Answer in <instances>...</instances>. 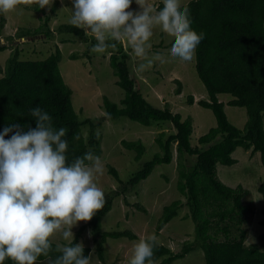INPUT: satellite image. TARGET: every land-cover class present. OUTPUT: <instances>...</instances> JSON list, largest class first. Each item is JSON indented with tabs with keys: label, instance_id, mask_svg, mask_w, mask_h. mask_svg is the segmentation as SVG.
Wrapping results in <instances>:
<instances>
[{
	"label": "trees",
	"instance_id": "1",
	"mask_svg": "<svg viewBox=\"0 0 264 264\" xmlns=\"http://www.w3.org/2000/svg\"><path fill=\"white\" fill-rule=\"evenodd\" d=\"M57 4L58 0H54V5ZM184 6L190 9L191 28L197 33H204V39L195 51L194 68L208 99L199 100L197 104L210 110L216 123L215 127L198 139L201 147L193 148L190 144L193 129L190 118L182 119L180 114L172 113L167 107L156 108L146 101L130 75L129 54L121 42L115 52H108L111 53L108 64L113 76L117 78L115 84L124 92V96L119 104L104 96L103 110L111 114V119L108 120L103 115L96 122L79 120L73 109L72 91L64 83L59 70V48L42 60L21 57L23 51L14 48L3 69L0 68V131L10 123H19L25 130L28 127L34 128L35 118L31 116V109L39 106L52 117L53 127L68 129L67 156L71 162L76 156L89 150L101 157L102 136L98 130L105 121L126 117L146 127L153 123L169 124L171 131L168 134L161 132L155 140L160 153L154 154L127 182L119 181L116 170L108 167V172L120 185L114 196L123 198L124 203L129 206L126 193L146 180L156 165L171 163L173 148L176 151L177 190L185 201L177 200L165 206L155 230L159 234L185 206L188 208L185 218H189L195 226V242H183L176 253L156 242L152 258L154 264H172L194 248L202 250L204 264H264V230L257 242L246 243V225L254 214L253 205L248 201L249 190L242 184L234 188L225 185L218 178L216 170L218 164L227 167L235 165L236 160L232 158V154L240 147L251 154H259L264 172V0H189L181 7ZM159 7L162 8L163 4H159ZM26 8L42 15L41 24L35 29H18L17 38L36 36L40 32H44L48 38L54 33H67L81 42L90 43L88 53L96 43L94 36L88 35L85 29L71 24L60 25L51 31L48 27L51 17L45 15V9H40L37 4ZM54 12L55 7L51 9V13ZM4 24L3 13H0V32ZM11 39L13 38H9ZM5 49V46H0V50ZM75 57L74 54L70 58ZM175 81L179 85L175 94L179 95L181 83ZM219 95L230 96L226 105L245 110L247 120L242 129L234 127L228 121L224 103L218 99ZM193 100L192 96H188L186 103L192 105ZM83 128L87 129L86 136ZM11 135L9 133L5 139ZM121 145L126 150L135 152V161H139L145 152L141 141H121ZM256 190L262 198V218L259 224L264 228V179L259 182ZM113 198H106L105 207L85 226L79 228L72 242L73 245L78 243L81 232L86 227L90 228L97 240V258L102 264L101 248L107 238H136L130 231L101 232V221L111 211ZM132 206L146 213L143 206L136 203ZM56 245L52 243L53 248ZM90 252V248L84 247V256H88ZM57 255L59 253H51L52 258ZM45 260L48 258L41 256L37 262ZM4 264L14 262L6 259Z\"/></svg>",
	"mask_w": 264,
	"mask_h": 264
},
{
	"label": "rangeland",
	"instance_id": "2",
	"mask_svg": "<svg viewBox=\"0 0 264 264\" xmlns=\"http://www.w3.org/2000/svg\"><path fill=\"white\" fill-rule=\"evenodd\" d=\"M189 0H181V6ZM149 3L159 6L162 0H148ZM30 4V6H33ZM29 5L21 4L16 11L3 13L5 24L0 32V46H5V50H0V68L3 69L6 59L10 56L14 48L23 51L21 57L39 60L47 58L54 53L56 48L60 49L61 60L59 70L64 83L72 91L71 101L73 109L78 115L79 120L89 119L93 122L103 117V97L106 96L110 101L119 104L123 98L124 92L115 84L117 78L113 76L112 70L108 64L109 53L98 54L87 52L90 43L81 42L73 35L52 34L48 38L44 32L17 38L18 29H35L41 24L40 16L32 10L27 9ZM55 7V12L51 9ZM71 0H58L57 5H52L51 9H45V15L50 16L48 27L51 31L60 25H69V19L72 14ZM132 10H138V6L133 2ZM42 18V17H41ZM89 35V31L85 30ZM9 38H13L9 40ZM66 40V41H65ZM173 38L163 33L159 27L154 29V34L150 39L152 48L149 52V58L155 54H161L164 62L154 60L150 69L144 72H137L135 69L144 61L135 57L130 46L121 42L125 51L129 54L130 75L136 82L146 101L156 107H167L172 113L180 114L182 119L190 118L192 122V134L190 144L193 148L201 147L198 139L205 135L210 128L215 127V118L208 109L198 106L199 100H207V92L203 84L198 79L195 68V56L191 62L181 61L179 58H172L169 55V49ZM110 51V50H109ZM75 58L71 59V55ZM1 77V74H0ZM175 80L181 83V93L175 94L179 87ZM188 96L193 97L194 103H186ZM218 99L224 103V112L228 121L236 128L242 129L246 123L247 116L243 108L231 107L226 105L230 100L228 95H219ZM84 135H87L86 128ZM171 126L168 124H151L146 127L139 123L130 121L126 117H120L114 121H105L98 132L102 136L101 160L105 167L102 176H98L96 183L105 194V199L114 197L112 209L102 219L100 230L102 233L114 231H130L136 236L135 240L128 238H107L102 245V261L104 264H128L131 255L133 242L138 241L148 235L155 234L157 243L162 244L172 250L173 253L179 252L181 244L185 241L195 242V226L189 219L188 208L183 207L178 214L165 227L156 234V224L162 215L165 206L174 201H185L177 190L178 174L176 170V151L173 148V160L169 164L156 165L151 175L137 186L130 189L125 197L129 202L127 206L123 198L115 197L114 193L119 190L120 185L113 175L108 172V167L116 170L119 181L125 183L129 178L139 171L143 164L150 161L154 154L160 153V148L156 144L161 132L169 133ZM121 141L134 142L141 141L145 147V152L139 161L134 160L135 152L126 150ZM232 158L236 164L227 167L217 165V176L225 185L234 188L238 184L249 190L248 201L254 208V214L249 218L246 225L249 244L258 241L259 235L264 228L259 224L262 218V198L257 192L260 181L264 179V172L260 164L259 154H251L243 148H237ZM139 204L144 207L146 213L133 208V204ZM87 222H78L73 227L74 239L80 227L85 226ZM90 228L86 227L78 239L83 247L91 249L90 264H102L97 258L98 243L94 238ZM96 240V241H95ZM54 244L66 245L69 242L64 241L58 233L51 238ZM37 264H48V260L37 262ZM172 264H204L203 252L200 248H194L182 259L174 261Z\"/></svg>",
	"mask_w": 264,
	"mask_h": 264
},
{
	"label": "clouds",
	"instance_id": "3",
	"mask_svg": "<svg viewBox=\"0 0 264 264\" xmlns=\"http://www.w3.org/2000/svg\"><path fill=\"white\" fill-rule=\"evenodd\" d=\"M138 10H132V4ZM37 4L51 9L54 0H0V13L17 10L21 4ZM69 23L88 30L96 43L91 52H115L118 43H127L135 57L144 61L135 69L144 72L161 54L149 58L154 29L173 38L172 58L194 59L204 33L191 28V13L181 0H162L163 7L148 0H71ZM111 54V53H109ZM106 119L111 114L103 112ZM35 127L26 130L10 123L0 131V264H90L82 243L73 245V227L90 221L106 204L104 191L96 179L105 172L101 158L91 150L68 161L67 128L53 127L52 117L39 106L31 109ZM10 138L5 139L6 136ZM78 139V137H74ZM60 234L67 245L53 248L51 238ZM91 236V232H89ZM155 234L133 242L128 264H154ZM59 255L52 258L51 253Z\"/></svg>",
	"mask_w": 264,
	"mask_h": 264
}]
</instances>
